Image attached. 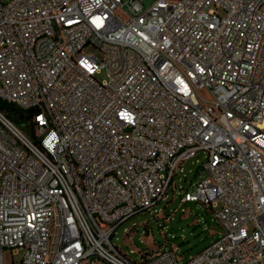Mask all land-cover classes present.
<instances>
[{"label": "built area", "instance_id": "2783aa9c", "mask_svg": "<svg viewBox=\"0 0 264 264\" xmlns=\"http://www.w3.org/2000/svg\"><path fill=\"white\" fill-rule=\"evenodd\" d=\"M143 3L0 0V264H264V0ZM199 155L218 237L113 244Z\"/></svg>", "mask_w": 264, "mask_h": 264}, {"label": "rangeland", "instance_id": "374dc122", "mask_svg": "<svg viewBox=\"0 0 264 264\" xmlns=\"http://www.w3.org/2000/svg\"><path fill=\"white\" fill-rule=\"evenodd\" d=\"M3 2L9 0H2ZM126 1V0H124ZM153 0H144L143 7L147 8ZM100 80L107 78L103 70L97 76ZM190 158L183 165V171L175 177L176 187L170 190L168 197L150 210L134 214L121 223L111 237L117 245L131 258L138 260L137 253L130 249L157 248L158 243L166 241V246H176L177 252L183 257L196 254L218 237L219 227L212 211L199 201L181 203L180 192L194 191L193 181L199 171L203 156ZM202 176V175H200ZM4 259L11 261V252L5 249ZM19 255L15 257V260Z\"/></svg>", "mask_w": 264, "mask_h": 264}, {"label": "trees", "instance_id": "16d2710c", "mask_svg": "<svg viewBox=\"0 0 264 264\" xmlns=\"http://www.w3.org/2000/svg\"><path fill=\"white\" fill-rule=\"evenodd\" d=\"M0 110L5 113L17 126L29 135H33V113L31 110L22 109L13 103L0 99ZM157 248L166 246V241L156 244ZM170 246V245H169Z\"/></svg>", "mask_w": 264, "mask_h": 264}]
</instances>
